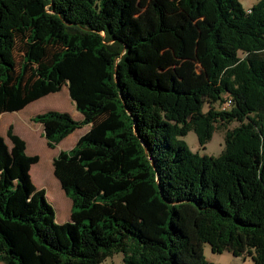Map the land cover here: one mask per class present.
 <instances>
[{"label": "trees", "instance_id": "16d2710c", "mask_svg": "<svg viewBox=\"0 0 264 264\" xmlns=\"http://www.w3.org/2000/svg\"><path fill=\"white\" fill-rule=\"evenodd\" d=\"M63 86L84 119L33 120L50 148L90 124L53 159L71 219L56 221L10 125L0 262L213 264L207 243L264 264V0H0V115ZM219 127L218 156L184 140L205 147Z\"/></svg>", "mask_w": 264, "mask_h": 264}, {"label": "rangeland", "instance_id": "374dc122", "mask_svg": "<svg viewBox=\"0 0 264 264\" xmlns=\"http://www.w3.org/2000/svg\"><path fill=\"white\" fill-rule=\"evenodd\" d=\"M259 0H240L242 6L245 9H249L252 5L257 3ZM218 105V104H217ZM72 106V99L69 95L67 86H63L59 92L52 93L47 95L37 102L30 104L23 115H30L32 113H41L47 110H62V111H70ZM208 103L204 104V111L208 109ZM17 121L21 116H17L12 114L11 116ZM238 122H233L230 124V128L237 126ZM225 128L219 127L215 130L211 140L206 144L205 147H201L198 142L197 135L191 131L185 137L184 140L190 147L193 152H198L200 155H213L218 156L222 153L224 149V137H225ZM74 137V136H73ZM69 141L65 142L68 144ZM43 149L39 151L40 160L38 163L33 164L31 168V174L36 179V171L40 172L43 171V175H38L43 180H48L50 176L53 177L51 174L50 168H52L53 173V165L51 158V152L54 151L47 146H42ZM64 149V147H60L59 150ZM56 151V149H55ZM37 183V181H36ZM38 184V183H37ZM68 203L71 205L72 201L67 196ZM55 209V208H54ZM204 255L206 259L213 263V264H253L252 259L250 257L244 256H235L229 251H223L221 253H215L211 250L209 244H204ZM124 254L122 252H117L109 257H107L103 262L100 264H124L123 261Z\"/></svg>", "mask_w": 264, "mask_h": 264}, {"label": "crops", "instance_id": "0c3cea01", "mask_svg": "<svg viewBox=\"0 0 264 264\" xmlns=\"http://www.w3.org/2000/svg\"><path fill=\"white\" fill-rule=\"evenodd\" d=\"M50 94H52V93H50ZM50 94H48V95H50ZM40 99H38V100H40ZM38 100L33 101L30 104H33L34 102H37ZM30 104H28L22 110L13 111V112H4L0 115V135H3L5 138H7L8 127L10 125H13L14 131L26 141V152H27V154L39 156L38 153L40 150L43 149L42 146H47L48 148H50V147L47 145V139L45 138V135H44L43 124L40 122H35L33 120V117L39 113H32L30 115H23L26 108ZM70 109H71L70 111H66V112H69L70 115L75 120L82 121L84 119V115L80 111H78V109H77V107L73 101H72V106ZM58 111H62V110H58ZM43 112H45V111H43ZM12 114L17 115V116H21V117L17 121H15L14 118L11 117ZM89 129H90V124H86L83 127L78 128L74 132L69 134L66 138H64L54 148H51L52 150H54L51 152V158H49L50 161H52V165H53L54 157L57 156L60 151L70 150L71 148H73L75 146L76 142L78 141V139L83 134H85ZM69 140H70V142H68V144H65V142H67ZM7 142H8V144H10V141L8 140V138H7ZM60 147H64V149L59 150ZM55 149H56V151H55ZM39 160H40V156H39ZM39 160H38V162H39ZM38 162H36V163H38ZM31 168H32V166H31ZM50 171H51V174L53 175V177L50 176L48 178V180H43L38 176V175H43L44 174L43 171H40V172L36 171V179L31 174L32 180L38 188H45L46 197H47L48 201L55 208L56 221L58 223H64V222L69 221L71 219L72 204L70 205L68 203L67 195H66L64 189L62 188L60 181L55 176L54 170L52 173V168H50ZM30 173H31V169H30ZM36 181L38 184L36 183ZM0 264H3V263L0 262Z\"/></svg>", "mask_w": 264, "mask_h": 264}, {"label": "built area", "instance_id": "2783aa9c", "mask_svg": "<svg viewBox=\"0 0 264 264\" xmlns=\"http://www.w3.org/2000/svg\"><path fill=\"white\" fill-rule=\"evenodd\" d=\"M231 104H232V100L229 99L226 103H224V108L230 107Z\"/></svg>", "mask_w": 264, "mask_h": 264}]
</instances>
